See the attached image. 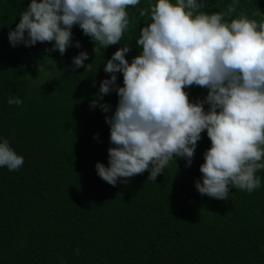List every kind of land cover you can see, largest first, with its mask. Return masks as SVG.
I'll list each match as a JSON object with an SVG mask.
<instances>
[{
  "label": "trees",
  "instance_id": "trees-1",
  "mask_svg": "<svg viewBox=\"0 0 264 264\" xmlns=\"http://www.w3.org/2000/svg\"><path fill=\"white\" fill-rule=\"evenodd\" d=\"M156 2L129 7V28L107 48L74 25L72 42L82 40L81 47L61 68L59 51H45L54 41L10 45L9 31L30 0H0V140L24 158L17 170L0 167V264H264V169L251 193L230 188L226 201L201 195L195 182H202L199 169L211 146L206 131L190 167L173 159L155 181L145 171L112 186L97 174L96 163L108 166L114 146L106 117L119 98L113 90L96 106L92 101L110 78L104 67L111 56L127 45L131 63L142 51L137 40L151 17L140 11ZM202 2L201 11L212 14L227 12L232 0ZM240 12L264 20V0H239L225 20ZM82 51L90 67L74 68ZM41 62L47 70L37 75ZM116 75L123 86L122 73ZM185 90L194 103L208 91ZM17 96L23 103L9 105Z\"/></svg>",
  "mask_w": 264,
  "mask_h": 264
},
{
  "label": "clouds",
  "instance_id": "clouds-1",
  "mask_svg": "<svg viewBox=\"0 0 264 264\" xmlns=\"http://www.w3.org/2000/svg\"><path fill=\"white\" fill-rule=\"evenodd\" d=\"M140 0H30L15 29L9 31L11 46L54 44L47 52L64 55L72 45V28L102 49L120 44L129 28V7ZM239 0H232L227 12L201 11L202 0H157L140 16L151 22L140 29L137 44L142 51L131 63L125 58L130 47L119 48L107 61L96 106L113 90L118 96L114 114L106 117L110 126L108 166L97 162L98 176L116 186L121 178L149 171L155 181L169 162L183 158L190 167L201 134L211 141L200 165L202 182H195L201 195L227 200L230 188L251 193L260 186L258 170L264 169V20L246 13L232 16ZM259 15V13H254ZM27 33V36H25ZM75 47L80 48L79 42ZM97 49L94 47V52ZM82 51L73 58L74 68L90 67ZM47 70L44 62L38 72ZM117 73L123 86L117 85ZM207 89L203 100L192 102L185 90ZM17 97L8 104L20 105ZM205 104L208 105L205 110ZM104 112L110 106L100 104ZM24 158L8 139L0 140V167L19 169Z\"/></svg>",
  "mask_w": 264,
  "mask_h": 264
},
{
  "label": "rangeland",
  "instance_id": "rangeland-1",
  "mask_svg": "<svg viewBox=\"0 0 264 264\" xmlns=\"http://www.w3.org/2000/svg\"><path fill=\"white\" fill-rule=\"evenodd\" d=\"M76 42H79L81 45L82 40L73 41L72 45L69 46V48L67 49V51L64 55H61L58 52V55L55 57V62H57L58 66H60L61 68L65 65V63L68 61V59L72 56L73 52L77 49V47H75ZM36 73H37V75L42 74V73H39L38 70L36 71Z\"/></svg>",
  "mask_w": 264,
  "mask_h": 264
}]
</instances>
